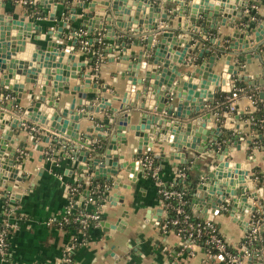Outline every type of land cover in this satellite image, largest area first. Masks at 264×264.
<instances>
[{
    "label": "water",
    "instance_id": "obj_1",
    "mask_svg": "<svg viewBox=\"0 0 264 264\" xmlns=\"http://www.w3.org/2000/svg\"><path fill=\"white\" fill-rule=\"evenodd\" d=\"M49 1L54 4L57 2ZM96 1L107 8L96 10ZM244 1L234 0L231 4L230 0H89L82 23V27L88 32L104 28L107 37H113L117 33L114 26L116 25L122 29L124 37L128 36V31L144 30L146 41L144 49L137 51L131 58L126 55V47L122 45L126 62L121 63L124 70L120 73V78L126 81V92L122 98L116 97L122 101L118 107L111 106L110 102L101 96L99 106L110 105L111 111H117L116 115L111 116L114 126L111 129L109 124L105 125L109 128L105 133L97 131L103 130V126H86L85 131L80 132L76 122L80 117L86 116L85 111L77 109L79 105L82 104L86 110L93 109L90 100H82L85 93L99 91L88 74L84 75L81 67L85 63L75 60V55L70 52L78 46L76 28L61 24L56 27V31H48V34L55 32L57 38L52 40L48 37L45 44H42L38 39H44V36L40 34V28L34 21H24L23 16L13 19L0 12V99L7 96L5 92L22 96V93H26L24 82L30 83L28 97L31 103L20 113L68 138L71 141L68 148L72 149V156L79 161L77 167L86 169L96 181H108L112 188L133 186L132 183L138 179L137 172L146 170L145 165L136 156L142 149L149 154L154 142L160 151L159 154H154L155 156L152 154L154 157L164 155L163 144H166L169 158L178 159L180 164L190 163L193 158L185 157V152L192 149L195 157L206 158L203 173L196 176L193 189L194 196L198 197L200 209L206 212L207 207L211 206L215 213L230 215L232 220L244 224L245 213L256 209L252 203L257 195L256 190L252 189L254 177L249 173V166L245 162L227 156L231 142L234 141L236 148H239L238 143L243 138V134L238 133L242 124L229 125L231 118H237L240 112L234 115L229 112L221 123L222 116L211 119V111L206 107V103L212 101L213 97L230 92L231 75L247 80L250 84L264 83V77L254 75L249 79L246 75H240V68H234V64L229 62L230 55H226L222 71L215 72L213 64L216 55L212 53L204 58L203 53L208 52V49H197V43L192 48V38H188L184 31L174 33L173 29L164 28L159 33L156 31L158 29H155L158 17L167 16L165 11L160 12L158 2L163 7H169L173 14L188 13L187 17L180 16L178 22L183 29H196L194 22L202 15L203 31H207L217 25L220 13L221 23H225L227 17L233 19L232 14L236 13L234 5H244ZM4 4L5 1L0 0V7ZM106 11L108 14H105ZM52 15L51 12V17ZM102 18L105 22L100 21ZM188 21L191 23L188 24ZM250 22L255 23L252 20ZM66 28H69L67 36L71 38L70 48H67L65 40H62ZM251 31L256 34V39H262L264 21L258 22ZM234 35L238 36L239 32L235 31ZM236 43L232 42L229 47H236ZM262 44L264 45V42ZM244 46L249 47L247 42ZM62 47L66 49L61 50ZM146 52L148 56H144ZM189 53L193 54L192 58H188ZM176 62L181 63L183 67H179ZM66 75L76 78L71 88L68 82L66 83ZM36 84L39 85L37 93L34 92ZM218 90L220 92H217ZM60 91L76 94L77 103L73 97L60 104ZM130 97H133V100L140 99L141 102L137 106L129 100ZM172 98L176 100V104ZM15 105V99L0 102V184L10 192L11 200L20 195L13 192V188L17 187L13 183L22 179V176L17 174L15 165L19 160L16 157V148L12 146L17 138L12 135L17 127H22L23 120L7 112ZM137 107L144 110L136 116L135 122L130 123L131 116L138 111L135 109ZM150 107H154V110L146 111ZM162 111L170 116L160 115ZM228 127L233 129L234 134L224 132ZM93 131L95 134H91ZM94 135L96 139L93 140ZM131 138H134L135 148L128 154L132 158L129 160L125 156L127 150L123 149L132 141ZM44 140H48V136H45ZM37 148L42 149V145L39 144ZM120 170L128 173L130 183L122 182L123 174ZM6 180L12 183L6 184ZM106 198L113 207L124 206L123 194L113 191L107 194ZM111 215L115 216V220L100 221L103 229L111 233L114 230L122 231L125 224L123 217L128 216V211L125 208L120 211L115 208ZM156 220L155 226H164L165 220L160 217ZM167 224L170 225L168 222ZM182 241L181 239L179 242L181 247ZM260 244L261 249H257ZM184 248L190 249L187 246ZM236 264H264V230L261 240L252 245L246 261Z\"/></svg>",
    "mask_w": 264,
    "mask_h": 264
},
{
    "label": "crops",
    "instance_id": "obj_2",
    "mask_svg": "<svg viewBox=\"0 0 264 264\" xmlns=\"http://www.w3.org/2000/svg\"><path fill=\"white\" fill-rule=\"evenodd\" d=\"M4 6L0 7V12H4L7 16L13 19L24 17V21H34L40 28V34L44 39H38V42L45 44L46 38L55 40L57 36L54 33L48 34L49 30L56 31V27L70 25L76 28V36L78 38L82 27L85 11L88 10L87 2L89 0H57L54 4L49 0H4ZM234 0H230L231 4ZM243 1V0H242ZM84 2V4H83ZM247 2V3H245ZM237 4V3H236ZM160 7V12H166V18L158 17V24L155 29L159 33L164 28L174 30V33L184 31L188 38H192V48L197 43V49L206 48L208 52H204V58L214 53L216 58L213 64L215 72H221L224 66L226 55H230L229 62L234 64V68H240V73L251 79L254 75L264 77V37L256 39L254 31H251L258 22L264 21V0H245L244 5H234L236 10L232 14L234 18L227 17L225 23H221L220 13L217 18V25L213 28H208L203 31L204 26L201 24L203 16L199 15V20L194 22L196 29H183L178 25L180 16H188V13L173 14L167 6L163 7L160 2L157 3ZM107 8L104 4L96 1L95 9ZM255 10L260 17L256 18L251 15L250 11ZM51 12L53 17H51ZM240 12L238 15L237 13ZM105 14H108L106 11ZM105 16V15H104ZM256 20V23H242L239 20ZM165 19V20H164ZM187 20V19H186ZM100 21L105 22L104 18ZM191 21H188L190 24ZM117 32L113 37H107L104 28H97L94 32H88L86 35H94L99 33L100 38L104 35V45L97 52L96 60H93V53H88L86 47L79 45L75 50H70L75 55V60L84 62L85 65L81 68L84 75L88 74L92 83L97 85L99 91L85 93L83 101L90 100L93 109L86 110L85 107L79 105L78 110H83L86 116L80 117L78 123L80 132L85 131L86 126H103V130L98 129V132H107L109 128L105 125L109 124L112 127L113 119L111 116L116 115L117 111H111L110 105L99 106L101 96L106 98L111 106L118 107L125 94V79L120 78V73L124 70L121 63H125L123 58L122 45L126 47V55L130 58L137 51L144 49L146 41L144 30L142 32L128 31V39L124 43L119 40V37L124 33L122 29L116 25ZM143 26V24L141 25ZM69 28L63 31L67 48L71 47V38H68L67 32ZM85 30H87L85 28ZM235 31L239 32L235 36ZM157 33V32H156ZM247 33V34H246ZM101 41V39H100ZM237 42L236 47H229L232 42ZM248 43V48L244 46ZM260 44V45H259ZM259 45V46H258ZM228 46L229 50L220 52L219 50ZM66 49L64 47L61 50ZM93 52V51H92ZM188 53V50L186 51ZM244 54V59L239 62L238 55ZM144 56H148V52ZM193 54L189 53L188 58H192ZM144 62V60H143ZM179 67L183 65L176 62ZM142 73V70H140ZM68 77L70 88L75 84L76 78ZM1 78V73H0ZM258 78V77H257ZM243 80V79H242ZM245 81V80H244ZM260 96H264V83L250 84ZM230 86L234 87L232 75L230 77ZM138 87V86H137ZM26 93L22 96H15L12 92L7 93L0 99V102L15 99L17 105L12 106L7 110L13 116L21 118L22 127L14 130V136L17 140L12 144L16 148V157L19 163L15 165L18 169V175L22 176L21 180L14 182L17 187L13 188L19 197L11 200L10 192L0 184V210L5 216L2 219L9 220L10 228L8 230V262L9 264H225L220 254L211 252L201 242H195L189 250L179 245L181 241L174 228L167 224L168 210L164 206V200L158 195L156 179L146 174L145 171H138V179L130 188L117 187L112 188L108 181L94 180L86 169H79V163L71 153V148H68L71 142L64 135L58 133L55 129H50L47 125L35 121L28 116L23 115L20 111L31 103L28 97V91L31 89V84L24 82ZM39 85L36 84L34 92H38ZM105 88L104 90H102ZM2 86L0 85V90ZM216 92V91H213ZM217 92H220L219 90ZM229 92L224 97H213L212 101L206 103V107L211 111V119L222 116L221 123L224 122L225 116H228L229 111L224 110L222 105H225ZM7 97V98H6ZM75 98L78 101L76 94L59 92L60 104L66 99ZM118 97V98H116ZM129 100L137 106L141 102L139 99L130 97ZM174 104L176 100L172 98ZM171 101V102H172ZM235 110L232 112H240L237 118H231V124H242L238 128V133L243 134L236 148L234 141L229 145V153L227 156L233 160L245 162L249 166V173L253 174V190H256V199L252 203L256 206L254 211H248L244 215V224L232 220V216L222 213H215L211 206H208L205 211L199 207L200 203L197 196H194L195 190L191 192L189 197V208L193 215L200 219H211L214 221L218 231L226 239L231 247L238 250L240 262H244L249 255L245 249H251L242 243L244 237L247 236L249 226L254 219L262 221L260 229L261 240L264 230V151L254 143L255 132L250 129L248 120L242 116L243 112L253 110L254 104L246 92L241 91L233 100ZM154 107H150L152 112ZM133 109V108H132ZM135 109H138L135 108ZM130 110V109H127ZM141 109L135 111L131 116L130 123L135 122L136 116ZM162 116L167 115L165 111L160 113ZM173 119L176 117L172 116ZM17 129L19 132H17ZM40 134V137H35L34 133ZM224 132L234 134L232 128H226ZM95 134V132H91ZM259 134V133H258ZM130 136L129 134H127ZM48 136V140H44ZM96 139L95 135L93 140ZM132 139V138H131ZM134 138L128 143L123 150H127L126 158L131 160L130 153L134 151ZM42 145V149L37 148ZM152 150L149 154H159L157 144H152ZM52 151L50 157L46 155V151ZM124 152V151H122ZM129 152V153H128ZM148 151L142 149L136 157L141 160ZM163 156L156 157L159 161V178L161 181H168L173 178L182 164L178 163V159H170L168 156V146L163 144ZM129 154V155H128ZM40 155L42 156L40 158ZM46 155V156H45ZM155 156V155H154ZM192 157L190 163L186 166L193 177L199 173H203L202 168L205 165V157H195L192 149L185 152V157ZM142 161V160H141ZM160 169V168H159ZM123 174L122 182L130 183L128 173L120 170ZM82 173H84L82 175ZM261 173V176L258 175ZM81 180V181H79ZM81 182L83 189L79 192L77 205H84L89 208H100V218L97 222L90 223L84 234L75 233L74 230H67L58 222L65 210L68 201L67 185L75 182ZM10 180H6V184H11ZM104 189V196L97 198L93 202H86L84 193L94 190ZM251 189V190H252ZM118 192L124 195V206L113 205L107 200L106 195L111 192ZM195 200H193V199ZM4 199V200H3ZM6 207H4V205ZM84 207V208H85ZM117 208L119 211L126 209L128 216L123 217L124 228L122 231L114 230L112 233L104 230V226L100 224L103 219L113 221L115 216L111 215V211ZM159 208H162L159 209ZM159 214V215H158ZM165 220L164 226H155L157 218ZM248 222V223H247ZM74 232V233H73ZM74 234L76 245L73 250L68 252L69 260L64 261L62 257L66 253L65 247L70 242L71 234ZM260 244L257 249H261ZM248 250V251H249Z\"/></svg>",
    "mask_w": 264,
    "mask_h": 264
},
{
    "label": "built area",
    "instance_id": "obj_3",
    "mask_svg": "<svg viewBox=\"0 0 264 264\" xmlns=\"http://www.w3.org/2000/svg\"><path fill=\"white\" fill-rule=\"evenodd\" d=\"M24 2H27V0H24ZM79 33L81 34H87V30H81ZM101 39L100 37H98ZM82 44L84 47L87 45L86 39H81ZM87 48V47H86ZM242 75L241 73H239ZM244 91L246 94L250 97L252 103L254 104V99L251 97V94L247 92L246 89L243 87H237L234 86L231 88L226 103L224 105V110H227L229 112H233L235 110V106L233 104V100L235 97L241 92ZM254 117L251 115L248 117V120L251 122L254 121ZM261 135V133H259ZM256 141H254L255 143ZM255 145H257L255 143ZM52 154V151L47 150L46 155L50 157ZM142 163L145 165L147 173L156 179V186H157V192H159L162 196V199L164 200V206L168 210V218L167 222L171 224V226L174 228L175 232L178 234L180 239H182V247H190L195 243L201 242L204 244L211 252H215L217 254H220L221 256H224L225 264H236L240 262L239 255L232 252L230 250L229 244L226 241V239L222 236V234L219 233L215 223L211 219H198L193 216L192 211L190 208H187V199L184 197L183 190L176 189L173 187V183H170V186L166 187L164 184L162 185V181L159 179V166L154 165L153 163V157L151 154H146L141 159ZM178 175L184 176V172L181 168L178 169ZM79 184H68L67 190H68V201L65 207V210L59 220V224H62V222L68 221V214L73 212V210L76 208L78 203V196L73 198V196H69V194H74L77 192L79 194L80 191H78L77 186ZM96 191H99L96 190ZM104 191V189H103ZM82 197H85L86 202H93L98 197L97 195H90V192L88 190L87 193H84ZM174 200V201H173ZM172 211V213H170ZM100 208H95L91 212H84L79 211L74 216V220L78 221L81 224V229H73L75 233L84 234V228H86L90 221L97 222L100 218ZM10 222L7 219H2V226L0 227V264H9L8 262V230L10 228ZM262 221L259 219L252 220L250 224L249 231L247 233V238L250 243H252L254 240H257L260 237V229H261ZM74 233V232H73ZM71 234L70 242L66 245L65 251L66 253L62 257V260L67 261L69 260L68 252L74 249L76 245L74 234ZM204 235V240H201V237ZM214 250V251H212ZM249 249H245L246 253L250 252Z\"/></svg>",
    "mask_w": 264,
    "mask_h": 264
},
{
    "label": "trees",
    "instance_id": "obj_4",
    "mask_svg": "<svg viewBox=\"0 0 264 264\" xmlns=\"http://www.w3.org/2000/svg\"><path fill=\"white\" fill-rule=\"evenodd\" d=\"M250 13H251V15L255 16L256 18L260 17V15L253 9L250 11ZM256 20H252V21H254L256 23ZM239 21L242 23H245V24L251 23L250 20H247V18L240 19ZM81 30H85V28H81ZM121 34L122 35L119 37V40H122V39L124 41L129 40L128 37H124V35H123L124 33H121ZM102 36L104 37V35H102ZM98 37H100L99 33H95L94 35H90V36H87L86 34L79 33L78 38H77V44L79 45V42H80L81 46H84L81 42V39H86L88 41L86 44L87 45L86 47H87L88 53H93L92 54L93 60H96L97 52L99 50H101L103 48V45H104V41H103L104 38L101 37V41H100V39ZM228 50H229V47L224 46L219 50V53L220 52L226 53ZM238 58H239V62H242L244 59V54L240 53L238 55ZM232 78H233L234 86L243 87L244 89L247 90V92H249V94H251V97L254 99V109L253 110H247L246 112H243L242 116L244 117V119H247V120H248V117H250L251 115L254 117L253 118L254 121L251 122L250 120H248V125L250 126V129L256 133L254 138H253L254 141H256L255 143L264 151V96H260L257 93V91L253 87H251L252 85H250V83L247 80L244 81L242 79H237L236 76H234V75H232ZM224 96H225V94L221 95V97H224ZM222 108H224V105H222ZM258 133H261V135ZM34 134H35L34 136L36 138L40 137L39 133L35 132ZM152 157H153L154 165L160 166L158 159L156 157H154L153 155H152ZM186 165L187 164H182V167H180L182 169V171L184 172L183 177L176 174L173 178H171V180L169 179L168 181H166V183H164V181H162V185L164 184L166 187L167 186L169 187L170 183L172 182L174 188L183 190L184 197L187 199V205L186 206L189 209V205H188L189 204V197L191 195V192L194 189V185L196 183V176L193 177V175L189 172V169L187 168ZM159 168H160L159 170L161 171V167H159ZM258 175L261 176V173H258ZM73 184H75V185L79 184L77 186V189H78V191H82L83 186H82L81 182L78 181V182H75ZM77 195H79L77 192H75L74 194H69V196H73V198L77 197ZM90 195H97V197L100 198V197L104 196V192H103V189H99V191L94 190V191L90 192ZM158 195L162 198V196L159 192H158ZM6 205L7 204H5L4 207H6ZM84 207L85 206L82 204L79 206L77 205L76 208L73 210V212L68 214V221L62 222V224H60V225L65 227L67 230H73V229L79 230V229H81V224L78 221L74 220L75 214H77V212H79V211L91 212L94 210L93 208H89V207L84 208ZM170 213H172V211H170ZM4 217L5 216L2 214V211L0 210V227L2 226V218H4ZM195 218H198V217H195ZM198 219H200V218H198ZM90 223H93V221H90ZM170 226H171V224H170ZM85 229L86 228H84L83 230L85 231ZM203 240H204V235H203V237H201L200 241H203ZM256 241L257 240H254L252 243H250L248 241V238L244 237L242 240V243L245 244L246 246H248V248H249L250 247L249 245L255 244ZM229 247H230V250L232 252L239 255L240 252H238V250L236 248L231 247L230 245H229ZM212 251H214V250H212ZM222 259L224 260L225 257L222 256Z\"/></svg>",
    "mask_w": 264,
    "mask_h": 264
}]
</instances>
